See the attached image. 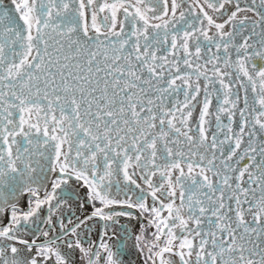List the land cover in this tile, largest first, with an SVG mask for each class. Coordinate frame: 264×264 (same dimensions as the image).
Returning <instances> with one entry per match:
<instances>
[{
  "label": "snow or ice",
  "instance_id": "1",
  "mask_svg": "<svg viewBox=\"0 0 264 264\" xmlns=\"http://www.w3.org/2000/svg\"><path fill=\"white\" fill-rule=\"evenodd\" d=\"M0 264H264V0H0Z\"/></svg>",
  "mask_w": 264,
  "mask_h": 264
},
{
  "label": "water",
  "instance_id": "2",
  "mask_svg": "<svg viewBox=\"0 0 264 264\" xmlns=\"http://www.w3.org/2000/svg\"><path fill=\"white\" fill-rule=\"evenodd\" d=\"M5 3H8V0H5Z\"/></svg>",
  "mask_w": 264,
  "mask_h": 264
}]
</instances>
